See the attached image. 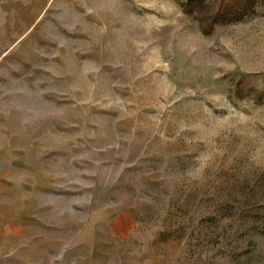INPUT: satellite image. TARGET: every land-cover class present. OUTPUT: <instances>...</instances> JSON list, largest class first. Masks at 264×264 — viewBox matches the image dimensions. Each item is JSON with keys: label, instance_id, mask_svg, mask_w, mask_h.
Listing matches in <instances>:
<instances>
[{"label": "rangeland", "instance_id": "374dc122", "mask_svg": "<svg viewBox=\"0 0 264 264\" xmlns=\"http://www.w3.org/2000/svg\"><path fill=\"white\" fill-rule=\"evenodd\" d=\"M180 3L0 0V264H264V5Z\"/></svg>", "mask_w": 264, "mask_h": 264}, {"label": "trees", "instance_id": "16d2710c", "mask_svg": "<svg viewBox=\"0 0 264 264\" xmlns=\"http://www.w3.org/2000/svg\"><path fill=\"white\" fill-rule=\"evenodd\" d=\"M264 0H181L180 12L195 20L201 35H209L217 26L241 21L252 14ZM258 103L264 104L260 94L251 93Z\"/></svg>", "mask_w": 264, "mask_h": 264}]
</instances>
